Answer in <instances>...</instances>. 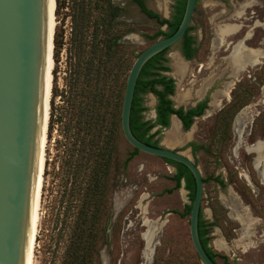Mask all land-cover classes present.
<instances>
[{"label": "rangeland", "instance_id": "1", "mask_svg": "<svg viewBox=\"0 0 264 264\" xmlns=\"http://www.w3.org/2000/svg\"><path fill=\"white\" fill-rule=\"evenodd\" d=\"M144 1L149 8L166 18H171L176 3V0ZM111 2L122 9L117 18L121 23H117L115 28L133 30L128 33L131 35L129 39L125 38L128 34L122 38L123 42L132 45L124 48L128 65L122 69V82L136 55L163 36L155 39L145 36L153 35L159 24L155 18L146 16L132 0ZM196 8L191 24L196 26L193 31L198 34L201 48L195 58L186 60L180 54L177 44L171 47L167 56H170L172 70L168 74L177 83L173 96L176 106H191L210 93V107L204 115L195 119L189 129L191 134H188L189 130L182 128L180 121L172 117L171 125L160 132L161 143L189 156L197 163L204 177L222 175L228 180L229 176H234L240 182L241 188L245 190H241L234 183L228 184L225 190L213 180L204 183V215L213 219L211 206L214 207L221 224L213 228L214 239L210 244L214 246L217 238L224 236L225 228L230 232L234 226V223L226 224L223 221L222 210L211 200L217 196L229 208L230 217L244 213L247 209L249 218L247 225H240L234 232V238H240L237 242L243 243L242 246L235 240L222 237L225 245L219 247L216 244L214 250L226 254L232 264H264V183L260 177L262 167L257 168L254 165L255 158L264 155V84L240 110L242 112H239L232 125L233 137L230 143L227 138H224L227 142L223 144L218 140L213 142L212 137L214 126L223 125L227 119V116H218L223 104L229 102L230 97L225 94L232 95L235 91L237 99L241 95L237 100L240 103L248 99L240 87H249V81L254 80V76L263 74L264 78V58L253 67L236 72L231 57L234 47L246 36H249L244 41L246 51H264V0H199ZM88 11H91L92 18L103 12L99 5H95V0H60L56 7L55 34L62 46L56 55L57 62L53 69L51 98L54 91L61 93L66 89L69 81V51L75 52L72 41L74 24L76 22L78 27L81 26V16ZM227 23L238 24L240 29L226 35L222 43L217 31L219 26ZM161 28L167 29L166 26ZM133 49L135 52H132ZM175 55L178 57L175 58ZM238 82L241 85L240 90H235ZM145 104L148 109L144 112V117L154 119L156 96L152 93L146 94ZM55 106L56 116H59L61 106H64L60 95L55 97ZM52 128L48 130L45 147L46 166L33 264H63L79 208L78 195L82 192L81 189L80 192L74 189L77 184L71 177L67 154L70 149L74 151L73 130L68 134L71 135L69 139L65 140L61 123L55 121ZM190 141L212 147L214 154L221 149V158L216 159L202 149L194 155L191 147L185 148ZM64 142L70 149L62 147ZM258 142L261 146L260 152L255 150ZM120 144L116 184L108 195L110 218L103 230L94 264H203L191 240L189 215L181 216L179 213L184 210L185 204L191 203L188 190L184 187L185 182L182 181V185L171 192L167 191L175 185L171 176L176 167L158 156L140 151L124 169L122 163L133 150V146L124 137H121ZM243 173L250 176L253 185L246 181ZM145 219L151 220V225L154 224L155 227L154 248L150 258L144 254L143 233L149 228L144 222ZM218 261L220 264H227L221 257H218Z\"/></svg>", "mask_w": 264, "mask_h": 264}, {"label": "trees", "instance_id": "2", "mask_svg": "<svg viewBox=\"0 0 264 264\" xmlns=\"http://www.w3.org/2000/svg\"><path fill=\"white\" fill-rule=\"evenodd\" d=\"M132 1L146 16L157 20L158 30L153 35H145L149 39H155L161 35L169 36L177 30L183 18L187 0H176L171 18L162 17L149 8L144 0ZM59 2L60 0H57L58 6ZM95 5H99L103 10L102 14L92 18L91 11H88L81 16L83 21L81 26L78 27L76 22L74 24L72 41L75 52L69 51V81L66 89L61 93H58V90L54 91L50 100L48 130L53 129L55 121L61 123L65 140L69 139L71 135L68 136V134L73 130L74 151L65 142L62 147L70 149L67 154L71 177L77 184L74 189L82 190L78 195L79 208L63 264H94L103 230L110 218L108 195L116 184L121 151L120 141L121 137H124L121 122L122 105L127 77L133 62L129 65L128 73L121 82L122 69L128 65L127 56H124V48L132 47L131 44L123 42L122 38L133 30L115 28L117 23H121L117 18L121 15L122 9L114 5L111 0H95ZM162 26H166L167 29H162ZM195 28L196 26L190 24L177 43L179 51L186 60L195 58L201 48L202 43L199 41L198 34L193 31ZM61 46L62 42L55 34V62H57L56 55ZM169 49L159 52L144 64L137 79L130 113V126L133 134L139 140L153 146H163L160 132L163 128L170 126L172 115L179 118L182 128L187 131L191 129L195 119L204 115L210 107V93L194 105L188 107L175 105L172 95L176 92V80L168 74L172 70L169 64L170 56H167ZM132 52H135V49ZM254 78L249 81V87H243L238 82L235 88V90H240L241 86L243 95L248 96L247 100L237 103L241 95L237 99L233 91L232 99L219 111L218 116H227V119L223 125L214 126L213 142L218 140L220 144H223L227 140L229 143L232 140V125L236 115L264 84L263 74L254 76ZM251 86L254 88L251 89ZM148 93L156 96L155 119L144 117V112L148 109L145 104V95ZM58 95L63 98L64 106H61L62 111L59 116H56L55 97ZM188 147H191L194 155L201 149L214 155L216 159L221 158L222 155L221 149L217 151L219 155L217 152L214 154L212 147L195 141L188 142L185 148ZM65 149L63 150L66 152ZM224 151L223 149V153ZM139 152L140 150L133 147L123 161L122 167L125 169L129 161ZM162 159L176 167L175 173L171 176L175 185L167 191L171 192L174 188L180 187L182 181L185 182L184 187L188 190L191 203L185 204L184 210L179 213L181 216H190L196 189L195 178L185 165L173 160ZM230 177L225 180L222 175L203 176V181L206 183L208 180H213L223 190L230 183L237 184L241 190H245L241 188L240 182L233 178L234 176ZM211 200L216 202L222 210L223 221L226 224L234 223L230 232L227 228L224 230V236L229 240L233 239L236 236L234 232L240 224L229 217V209L221 203L219 197H212ZM211 209L213 219L206 218L201 205L198 222L200 240L215 262L219 263L218 257H221L225 263L232 264L228 261L226 254L214 250L210 244L214 239L213 228L221 225L216 210L212 206ZM170 211L178 212L177 210Z\"/></svg>", "mask_w": 264, "mask_h": 264}, {"label": "water", "instance_id": "3", "mask_svg": "<svg viewBox=\"0 0 264 264\" xmlns=\"http://www.w3.org/2000/svg\"><path fill=\"white\" fill-rule=\"evenodd\" d=\"M196 5L197 0H187L177 30L149 44L135 58L127 77L121 122L124 137L134 148L181 163L192 172L196 189L189 216L191 240L203 264H219L209 256L199 236L204 197L199 166L179 150L139 140L130 126L135 87L144 64L180 41L191 24ZM48 14L49 0H0V264H26L32 237L45 122ZM173 116L176 115L171 116V121Z\"/></svg>", "mask_w": 264, "mask_h": 264}, {"label": "bare ground", "instance_id": "4", "mask_svg": "<svg viewBox=\"0 0 264 264\" xmlns=\"http://www.w3.org/2000/svg\"><path fill=\"white\" fill-rule=\"evenodd\" d=\"M56 7H57V0H49L48 25H49V34H50V44H49V54H48L47 66H46V76H45V122L43 125V135H42V140H41V150H40V160H39V182L37 186V192H36L33 214H32V237L30 239L28 250H27L26 264H33L34 262L33 257H34L35 244L37 240L42 187H43V181H44V170L46 166L45 147H46V143L48 140V125H49V119H50V115H49L50 114V100L52 96L53 78H54L53 69L55 65V60L53 56V51H54L53 36L55 34V29L57 25ZM239 29H240V25L234 24V23H227V24H223L219 26L217 34L221 40L220 42L223 43L224 37L226 35L236 32ZM247 38H249V36H246L244 39H242L234 47L232 54H231L232 63L234 65L236 72L245 70L249 66L253 67L254 65L260 63L262 61L261 59L264 58V51H262V49H251V50L246 51L247 48L245 47L244 41ZM177 57L178 55H175V58ZM225 96L229 97V94L226 93ZM239 114L240 113L236 115L235 120L238 118ZM173 118H175L176 121H180L176 116H173ZM188 134H191V130H189ZM255 150H258L260 152L261 150L260 142L255 144ZM254 165L257 168L262 167V169L260 170L261 171L260 177L262 179V182L264 183V155L263 154L255 158ZM235 218L239 219L243 223V225H247L248 224L247 218H249L248 210L247 209L244 210V213H237ZM144 222L149 226V228L143 233V238L145 240L144 254L147 256V258H150L153 252V248H154L153 247V244H154L153 236H154L155 227H153L154 224L151 225V220L145 219ZM216 244L219 247L223 246L222 239L221 240L217 239Z\"/></svg>", "mask_w": 264, "mask_h": 264}, {"label": "crops", "instance_id": "5", "mask_svg": "<svg viewBox=\"0 0 264 264\" xmlns=\"http://www.w3.org/2000/svg\"><path fill=\"white\" fill-rule=\"evenodd\" d=\"M227 208H228V207H227ZM229 217H230V215H229ZM230 218L233 219V220H235V221H237L241 226L243 225V223H242L239 219H237V218H235V217L232 218V216H231ZM234 218H235V219H234ZM256 218H258V217H256ZM213 235H214V234H213ZM262 235H264V234H262ZM222 237H223L224 239H226L225 236L222 235ZM222 237L219 236V237H218L219 240H221ZM218 238H217V239H218ZM231 240H235V241L237 242L238 240H240V238H237V239H236V238H233V239H231ZM222 241H223V240H222ZM237 243H238V242H237ZM245 243H248V242H245ZM223 245H225V244H224V241H223ZM238 245L242 246L243 243H238ZM212 246H213V245H212ZM214 247L216 248V244L213 246V248H214ZM243 249H244V248H243ZM244 250H245V249H244Z\"/></svg>", "mask_w": 264, "mask_h": 264}, {"label": "flooded vegetation", "instance_id": "6", "mask_svg": "<svg viewBox=\"0 0 264 264\" xmlns=\"http://www.w3.org/2000/svg\"><path fill=\"white\" fill-rule=\"evenodd\" d=\"M176 88H177V83H176ZM174 95H175V94H174ZM174 95H172V98H173ZM210 97H211V94H210ZM229 97H230V98H229L228 101H230V100L232 99V95H229ZM210 102H211V100H210ZM225 104H226V103H225ZM225 104H223V106H224ZM193 105H194V104H193ZM209 106H210V103H209ZM223 106H222V107H223ZM222 107H221V108H222ZM240 112H241V111H240ZM176 117H177V116H176ZM177 118H178V117H177ZM178 119H179V118H178ZM234 120H235V119H234ZM180 122H181V121H180ZM171 123H172V121H171ZM233 123H234V121H233ZM170 125H171V124H170ZM263 136H264V135H263ZM176 150H177V149H176ZM191 151H192V149H191ZM192 153H193V152H192ZM242 175L246 178V181H247L250 185H253V184H252V181H251V179H250V176H249L247 173H243ZM246 176H248V177H246Z\"/></svg>", "mask_w": 264, "mask_h": 264}]
</instances>
